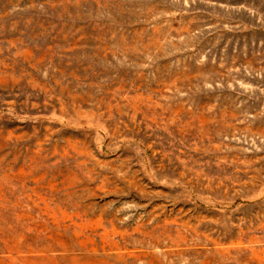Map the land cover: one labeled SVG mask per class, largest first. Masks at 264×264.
<instances>
[{
    "label": "rangeland",
    "instance_id": "rangeland-1",
    "mask_svg": "<svg viewBox=\"0 0 264 264\" xmlns=\"http://www.w3.org/2000/svg\"><path fill=\"white\" fill-rule=\"evenodd\" d=\"M0 264H264V0H0Z\"/></svg>",
    "mask_w": 264,
    "mask_h": 264
}]
</instances>
